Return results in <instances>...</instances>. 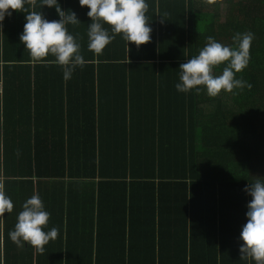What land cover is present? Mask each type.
I'll list each match as a JSON object with an SVG mask.
<instances>
[{"label":"trees","instance_id":"trees-1","mask_svg":"<svg viewBox=\"0 0 264 264\" xmlns=\"http://www.w3.org/2000/svg\"><path fill=\"white\" fill-rule=\"evenodd\" d=\"M161 2L172 4L171 12L158 18L147 43L151 47L148 52L142 53L123 38V46L119 45L120 38L113 39L105 47L107 54H95L88 50V44L81 45L87 63L83 68L77 67L69 79L78 83L73 88L79 90L74 105H70L76 110L73 115L67 112L62 117L44 119L31 113L35 112L33 100L23 102V84L33 81V85H26L32 98L36 79H60L63 83V72L55 64L32 63L21 42L14 43L13 37L8 40L0 54V67L5 74L0 138L4 142L11 138L18 153L3 151V158L6 155L15 159L7 165L0 162V177H5L0 181V191L13 202L12 212L0 216V264L1 258L4 264H131L127 257H114V250L105 252L104 246L95 245L92 228H75L66 256L61 242L53 241L49 249L35 252L23 241L19 245L13 243L8 232L14 229L22 204L34 193L51 215L57 212L67 225L87 223L74 208L79 200L98 199L104 213L111 217L107 224L121 223L123 230L127 223L139 221L134 215V208L140 206L139 188L146 183L155 186L157 180L162 186H179L178 182L185 187L184 196L175 195L171 201L183 206L170 216L174 223L189 222L190 238L187 243L184 230L185 240L174 244L179 237L177 230L173 231L174 254L145 257L146 262L141 264H254L250 258L240 259L239 236L251 199L242 189L256 179H264V0ZM221 4L228 8L225 14L218 9ZM10 23L3 27L13 25ZM245 32L254 34L250 61L242 72L236 73V78L242 77L251 88L222 91L215 97L208 96L203 86H198L199 93L176 90L180 63L197 55L208 37L234 47L233 36ZM223 67L221 64L214 68V74L219 75ZM107 68L110 74L115 69L125 77L151 78L146 81L148 86L155 82V94L166 96L154 103L153 114L136 117L130 131L137 139L133 136V140L124 142L125 131L122 135L115 130L123 141L117 151L102 141V133L99 148L96 143L101 126L103 132L105 101L102 94H96L94 83L100 84L99 78L103 79V69ZM83 96L93 102L82 104ZM165 105L169 107L168 118L163 112ZM22 121L26 131L21 128ZM67 124L71 135L64 134ZM165 129L167 137L163 135ZM91 135L94 144L85 145V138ZM1 157L0 153V161ZM17 183L24 188H18Z\"/></svg>","mask_w":264,"mask_h":264},{"label":"crops","instance_id":"crops-1","mask_svg":"<svg viewBox=\"0 0 264 264\" xmlns=\"http://www.w3.org/2000/svg\"><path fill=\"white\" fill-rule=\"evenodd\" d=\"M159 2L160 3H155V0H146L148 8L145 15L146 21L150 23L152 28L151 34L155 30V24L159 23L158 18L160 20L162 16H167V14L171 12L170 9L172 8V4L162 3L161 0H159ZM59 4L63 10L67 11L66 15L70 14L71 11H74L80 20L75 25H66L68 32L74 37L78 35L80 45L88 44L87 31L88 25L91 22V19L87 16L89 9L87 7H81L78 0H59ZM24 7L26 9V13L42 11L48 20L59 19L55 8H48L45 6L42 9L40 0H30V2ZM10 11L11 15L5 17L3 26L7 22H11L13 25L5 26V28L3 27L2 31H0V54L3 52L10 38L12 39L13 37L15 39L14 43L16 40L20 42L19 35L22 33L23 25L26 22V13L11 9ZM103 26L108 30L111 29V26L106 23ZM109 33L111 34V31H109ZM116 38H120L119 45L123 46L121 43L123 40L122 34H115L114 39ZM111 42L109 44H112ZM136 49L141 50L143 53L144 51L148 52L151 50V47L146 44L144 48L139 46V48L136 47ZM107 52L108 49L105 48L103 53L107 54ZM128 53L129 48L126 47V55H128ZM125 61L126 63H129V58L126 57ZM32 63L34 62L32 61ZM3 71V68L0 67V74L2 75L3 82L2 94H4L5 86V74ZM102 76L103 79L99 78L100 84L94 83V90H96V94H102L105 101L102 113L104 124L102 129L103 132H101V126L97 132L96 143L99 148L101 140L100 134L102 133V141L105 140L109 142V145L117 151L122 147L123 141L122 136L115 130L117 129L122 135L125 131L126 136H124V142L126 140H133V136H136L137 139V135L130 131L131 126L135 124V121L138 119L136 117H138V115L149 116L153 114L154 103L161 102L166 96L162 95L161 92H157V94H155V82H152V87L148 86L146 81L153 80L151 78H144L143 76H141L142 78H130L129 76L125 77L124 74L117 73L115 69H113L112 74H110L108 68L103 69ZM28 84L33 85V81L23 84L24 88H21L20 92L21 96H23L24 103L33 100L31 104L34 106L35 111L31 112L33 115H37V117L44 119H51L58 117L57 115L62 117V115H65L67 112L72 115L73 113H76V110H74V108L70 105H74L73 102L75 100V96L77 95V92H79L77 88H73V84L76 85L78 83H73L69 80H65L62 83L60 79H36L34 84H36L37 87L32 88V91L34 92L32 98L29 97L30 89L26 87ZM90 90H92V88H90ZM80 94L83 95L82 88ZM2 97L3 95L0 97L1 102ZM87 100L91 101L89 97H84L82 104L89 103ZM92 102L93 101H91V103ZM163 112L167 114L168 118L169 107L167 108L165 105ZM1 121H3V119H1ZM97 124L100 126L99 123ZM111 127H114L115 129L113 130ZM21 128L26 131L25 123L23 121ZM51 128L53 127L51 126ZM64 131V134H72L71 127L69 128L68 124L66 125ZM163 135L166 137L168 136L166 129ZM0 140H2L0 142V153L2 156L0 162L3 165H7V163H11V161L15 158L6 155L3 158V151L15 154L18 153V148L15 147L12 143V139L9 137L8 139L6 138L5 142L3 137H1ZM85 140V145L87 143H90L91 145L94 144L92 135L85 138ZM159 141L160 139H157V142ZM163 141L168 144L166 139H163ZM3 178L5 177H0V181H4ZM177 185L179 186L171 185V183H165V185L162 186L160 181L157 180L155 186L147 185L146 183L144 187L139 188L138 196L140 206L139 208H134V215H137L136 217L138 218H136V220L139 221L130 224L127 223L125 229L123 230L122 228L124 226L121 223L112 222L107 224L111 217L107 213H104L102 205H100L101 203H99L98 199L95 202L83 199L77 202L78 205H74V208L78 210L80 218L87 223L77 224L71 222L70 225H67L62 222L60 214L56 212L51 215L50 213L47 227L44 230L47 231L52 227H55L58 230V234L57 237L50 240L44 248L49 249L53 241L61 242L62 245L65 246L63 252L65 254L64 256H66L67 247H69V244L75 235V228L80 226V230L84 228L94 229L95 245L98 244V246H104L105 252L114 250V257H127L131 264L144 263L147 260L145 257H169L174 254L173 245L177 244L180 239L185 240L184 230H187V236H185L187 243L190 238V232L188 235V230L190 229L189 222L174 223L171 221L174 217H171L170 213L183 206L182 204L171 202L173 201V196H184L185 194V187L178 182ZM17 187L24 188L21 183H17ZM174 188H180L181 191L173 192L172 190ZM25 196L28 197V195ZM127 217L131 218L129 215H127ZM161 219H163V221ZM176 230L179 238L173 245H171L172 233ZM174 250L176 254L180 253L177 251V248ZM34 251L36 252V248H34ZM69 251L70 247L68 248V252ZM67 257H69V254ZM1 264H4V258H1Z\"/></svg>","mask_w":264,"mask_h":264},{"label":"clouds","instance_id":"clouds-1","mask_svg":"<svg viewBox=\"0 0 264 264\" xmlns=\"http://www.w3.org/2000/svg\"><path fill=\"white\" fill-rule=\"evenodd\" d=\"M30 0H0V31L3 21L11 15V10L26 13L25 5ZM81 7H87V16L91 19L88 25V50L100 54L115 38H122L139 46L151 41L152 28L146 21L148 5L146 0H78ZM42 9L55 8L59 17L48 20L42 11L27 12L23 31L19 35L20 42L28 50L33 62L38 64H55L61 67L63 79L69 80L74 70L83 68L87 61L81 54L78 35L74 37L68 32L66 25L77 24L80 20L71 11L66 15L59 0H40ZM111 26V34L103 25ZM234 47L222 44L213 37L207 38V43L197 55L188 58L179 65V82L175 84L178 92L199 93L203 86L207 95L215 97L222 91L231 93L234 90L251 88V84L236 78V73L242 72L250 61V47L254 39L251 32L236 33L233 36ZM51 56L53 59H48ZM223 64L219 75L213 70ZM264 178V177H262ZM251 199L247 202L245 213L246 223L242 225L239 239L240 259L250 258L254 264H264V179H256L242 189ZM13 210L10 197L0 191V216ZM50 213L38 194H33L22 204V210L17 214L14 229L8 232V238L16 244L22 241L43 251L44 246L55 239L58 230L55 227L45 231Z\"/></svg>","mask_w":264,"mask_h":264},{"label":"rangeland","instance_id":"rangeland-1","mask_svg":"<svg viewBox=\"0 0 264 264\" xmlns=\"http://www.w3.org/2000/svg\"><path fill=\"white\" fill-rule=\"evenodd\" d=\"M213 9V8H212ZM221 14H225L228 10V8L226 7V5L221 4L220 7L218 8ZM225 18H223V16L221 17V20L223 21Z\"/></svg>","mask_w":264,"mask_h":264},{"label":"built area","instance_id":"built-area-1","mask_svg":"<svg viewBox=\"0 0 264 264\" xmlns=\"http://www.w3.org/2000/svg\"><path fill=\"white\" fill-rule=\"evenodd\" d=\"M3 82H2V75L0 74V97L3 95Z\"/></svg>","mask_w":264,"mask_h":264}]
</instances>
